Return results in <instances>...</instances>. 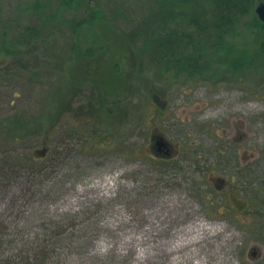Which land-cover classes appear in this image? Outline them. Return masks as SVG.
<instances>
[{
  "label": "rangeland",
  "instance_id": "374dc122",
  "mask_svg": "<svg viewBox=\"0 0 264 264\" xmlns=\"http://www.w3.org/2000/svg\"><path fill=\"white\" fill-rule=\"evenodd\" d=\"M36 1L0 0V258L45 247V264H264V63L155 77L123 35L148 3L100 0L111 19L53 26L16 67L2 47L34 25ZM250 20L235 51L257 47ZM15 115L14 142L2 122Z\"/></svg>",
  "mask_w": 264,
  "mask_h": 264
},
{
  "label": "trees",
  "instance_id": "16d2710c",
  "mask_svg": "<svg viewBox=\"0 0 264 264\" xmlns=\"http://www.w3.org/2000/svg\"><path fill=\"white\" fill-rule=\"evenodd\" d=\"M143 1L148 3L144 18L135 22L128 33H122L135 46L136 63L141 71H152L155 77L169 75L172 79L215 78L228 72L232 75H244L248 70L256 73L263 65L264 24L254 13V0ZM31 9L34 25L21 30L18 42L2 47L6 56H16L11 63L16 67H27L23 57L27 53L36 54L35 41L46 31L51 32L53 26L57 25L59 29L65 26L74 35L85 25L111 19L100 0H37ZM72 9H82L84 15L68 18L65 13L75 11ZM248 16L251 19L248 26L255 30L257 44L252 54L235 51L234 44L229 41L235 35L236 25ZM112 17V22H116L118 18ZM14 45H17L15 49ZM29 65L33 66V63ZM19 119L21 121L15 115L2 122L8 135L15 132L12 135L14 142L22 138L24 119ZM48 150L52 155L55 153L54 148ZM32 251V259L0 258V264H45L49 251L45 247Z\"/></svg>",
  "mask_w": 264,
  "mask_h": 264
},
{
  "label": "flooded vegetation",
  "instance_id": "af4514ba",
  "mask_svg": "<svg viewBox=\"0 0 264 264\" xmlns=\"http://www.w3.org/2000/svg\"><path fill=\"white\" fill-rule=\"evenodd\" d=\"M160 138L163 139V141L165 142V145L162 146V147L158 150V147H157V144H156V143L160 141ZM153 149H154V151H155V154H156L158 157H160V158H168V157H170L171 154H172V147H171V145H169V143H167V142L165 141V139H164L163 137H161V136H156V137H154V139H153ZM167 151H168V154H166ZM219 181H221V180H219ZM221 182H223V181H221Z\"/></svg>",
  "mask_w": 264,
  "mask_h": 264
},
{
  "label": "water",
  "instance_id": "95a60500",
  "mask_svg": "<svg viewBox=\"0 0 264 264\" xmlns=\"http://www.w3.org/2000/svg\"><path fill=\"white\" fill-rule=\"evenodd\" d=\"M254 13L257 17V19L264 24V3H260L258 4L255 9H254ZM158 150L165 145V142L163 141L162 138H160V141L156 143ZM166 154H168V151L166 152Z\"/></svg>",
  "mask_w": 264,
  "mask_h": 264
},
{
  "label": "bare ground",
  "instance_id": "6f19581e",
  "mask_svg": "<svg viewBox=\"0 0 264 264\" xmlns=\"http://www.w3.org/2000/svg\"><path fill=\"white\" fill-rule=\"evenodd\" d=\"M196 230H200L202 233H200V235H198L197 237H195L194 239H189V243H186V244H195L196 243V241H201V239H202V235L201 234H204V232H206V230H205V228L202 226V225H199V226H197V227H192V228H189L188 229V232L189 231H191L192 233H195L196 232ZM190 232V233H191ZM200 236V237H199ZM185 245V244H184ZM183 246V245H182ZM180 247H181V245H180Z\"/></svg>",
  "mask_w": 264,
  "mask_h": 264
}]
</instances>
